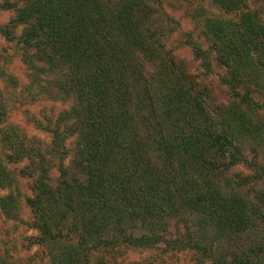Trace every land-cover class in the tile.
I'll return each mask as SVG.
<instances>
[{
	"label": "trees",
	"instance_id": "obj_1",
	"mask_svg": "<svg viewBox=\"0 0 264 264\" xmlns=\"http://www.w3.org/2000/svg\"><path fill=\"white\" fill-rule=\"evenodd\" d=\"M212 1L227 13L243 9V0ZM0 10L15 11L0 25V35L20 50L29 94L72 95L77 102L43 125L53 133L48 147L40 140L28 143L16 129L1 138L9 162L33 164L24 169L36 176L26 202L39 232L36 243L48 247L52 264H93L95 250L161 243L194 250L210 264H264V242L248 251L216 248L218 239L240 240L255 219L264 220L257 205L224 193L216 180L244 160L235 141L254 124L246 108L264 107L254 96H264L263 24L249 14L233 23L207 20L229 68L224 80L240 98L215 120L174 58L155 46L153 8L145 0H0ZM194 48L206 55L197 43ZM140 52L159 62L154 87L137 62ZM6 114L0 102V120ZM70 135L78 137L73 148L66 144ZM56 157L61 175L53 186L49 170ZM260 171L255 179L264 167ZM7 180L0 169V182ZM181 214L186 233L168 237L166 218Z\"/></svg>",
	"mask_w": 264,
	"mask_h": 264
},
{
	"label": "rangeland",
	"instance_id": "obj_2",
	"mask_svg": "<svg viewBox=\"0 0 264 264\" xmlns=\"http://www.w3.org/2000/svg\"><path fill=\"white\" fill-rule=\"evenodd\" d=\"M243 1L241 11L227 13L212 0H145L153 8L149 27L156 33L153 36L155 46L166 58H174L179 69L186 75V83L192 85L194 92L200 95L207 115L215 120L221 119L220 113L226 112L240 98L234 97L233 87L224 80L230 75L229 68L220 60L222 44L208 29L207 20L233 23L249 14L264 25V0ZM14 15L13 10H0V25L8 23ZM22 30L23 26H19L16 34L19 35ZM194 43L206 51V55L198 56ZM137 62L145 79L154 87V78L159 74V62H149L141 52L138 53ZM28 73L17 44L0 35V102L5 105L7 113L0 120V169L8 177L6 182H0V260L9 264H52L48 247L36 243L39 232L33 225V213L26 202V198L33 195L32 185L36 176L26 174L24 169L31 168L33 164L30 159L9 162L7 154L10 150L2 146L1 138L3 133L16 129L28 143L40 140L43 146L48 147L53 133L44 126L50 120L55 121L61 112L70 111L77 102L72 95L66 99L41 94L34 97L26 88L30 82ZM142 85L137 86L136 91H141ZM244 86L241 91L245 90ZM254 96L257 101L264 102V96ZM246 110L253 116L254 124L250 131L242 132L235 141L244 160L217 174L216 180L224 193L241 194L257 205L264 216V202L261 200L264 175L259 179L254 178L262 172L260 168L264 167V107L259 110L247 107ZM77 140V135H70L66 144L73 148ZM69 159L70 156L66 158L65 166L69 165ZM60 175L59 160L56 157L49 170L53 186L59 183ZM243 177L249 178L242 180ZM189 217L194 222L198 215L196 213ZM166 220L168 237L174 238L186 233L182 214L169 216ZM68 224L64 226V231ZM198 229L193 228L195 231ZM200 233L195 232V235ZM227 240L225 237L218 239V252L248 251L249 247L264 242V220L255 219V226L242 233L240 240ZM261 257L264 259V252ZM91 261L93 264H210L209 259L201 257L194 250L168 249L163 243L143 249L121 247L113 251L95 250L91 254Z\"/></svg>",
	"mask_w": 264,
	"mask_h": 264
}]
</instances>
